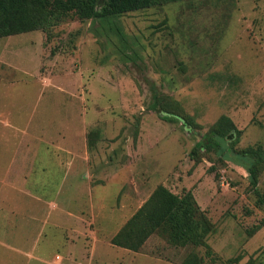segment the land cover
<instances>
[{
    "label": "rangeland",
    "instance_id": "1",
    "mask_svg": "<svg viewBox=\"0 0 264 264\" xmlns=\"http://www.w3.org/2000/svg\"><path fill=\"white\" fill-rule=\"evenodd\" d=\"M52 24L0 37V78L12 82L0 87V106L32 118L0 127V149L37 153L23 189L49 201L29 209L21 196L10 223L34 214L36 249L63 255L90 231L110 241L160 185L191 194L210 224L209 254L151 235L144 249L160 263L148 264L190 255L198 264H264V167L251 188L228 152L233 132L215 152L189 157L220 116L239 131L234 150L264 146V0H172ZM132 181L142 189L134 204L125 195ZM16 264L38 263L17 255Z\"/></svg>",
    "mask_w": 264,
    "mask_h": 264
},
{
    "label": "trees",
    "instance_id": "2",
    "mask_svg": "<svg viewBox=\"0 0 264 264\" xmlns=\"http://www.w3.org/2000/svg\"><path fill=\"white\" fill-rule=\"evenodd\" d=\"M168 1L172 0H0V37L43 29L67 14H73L79 20H88L138 11ZM154 110L162 113L163 119L170 117L178 120L174 114ZM229 132L234 133V140L239 134L228 118L220 116L207 131L204 141L192 147L189 157H196L200 152H215L218 147L216 140H223ZM233 141L228 143V152L234 160L242 162L250 179L249 184L254 188L264 167V146L234 150L231 147ZM209 230L208 220L189 192L178 196L159 185L109 242L118 248L137 252L151 235H157L174 247H202L207 255L209 250L205 237ZM181 264L198 262L195 256L190 255Z\"/></svg>",
    "mask_w": 264,
    "mask_h": 264
},
{
    "label": "crops",
    "instance_id": "3",
    "mask_svg": "<svg viewBox=\"0 0 264 264\" xmlns=\"http://www.w3.org/2000/svg\"><path fill=\"white\" fill-rule=\"evenodd\" d=\"M4 79L5 80H3V77L2 79L0 78V87L4 85L3 81L12 83L6 80V77ZM22 118H24V115L21 116L17 110H13V108L10 109L6 105L5 107L0 106V127L29 126L32 121L30 120L32 119L31 116L29 115L26 120L25 118L22 120ZM20 138L22 139L25 137L19 135L16 140ZM27 138L28 137L25 139ZM5 140L7 141V139ZM36 157L37 153L32 150L27 151L21 148H10L9 150L0 149V175L1 179L4 180L0 182V248L2 249L0 250V252H2V254H0V264H8L9 260L10 262L14 260L12 263L16 264L17 255L24 257L26 260L30 259L35 261L38 264H121L123 260V262L136 264H148L151 260L160 263L151 256L149 251L144 249V244L137 252H132L113 246L109 241L99 239L96 237L94 231L88 233V239H80L76 241V243L72 241L67 242L65 246L61 247L63 255L56 253L51 255L44 254L42 251L36 249L35 241L36 235L38 234L33 232L32 235H34V237L31 239L30 236L32 235H30L28 229L29 227H37L36 223H38V218L34 214H27L25 217L19 214L22 216L21 218L24 220V223H19V225L12 221V223H10V218L16 217L18 215L16 212H18L19 209L22 210V206L27 205L29 209H33L37 205L45 206L44 204L49 203L47 199H43L37 195L35 196L28 192V190L23 189L26 181L25 176L33 173V160ZM33 185H37V182ZM131 189L132 191H127L125 195L127 196V200L132 201V204H134L139 200L142 189H140L134 181L131 182ZM9 191L16 193L17 197L11 198L8 193ZM24 191H27V193H24ZM23 195H26L27 198L30 199L29 203L21 199ZM17 202H24V204H21L22 206L20 205L19 207ZM63 204H65V202H63L62 205ZM140 205L141 204H139V206ZM53 213L52 215H55ZM49 217L45 216L43 221L49 220ZM51 218V222L54 223L53 217ZM12 227H14L16 231H10L9 229ZM10 238L11 240H9ZM14 238L18 239L20 243L17 244ZM34 252L37 254L32 255ZM3 255H6L5 259ZM55 255L59 257L57 262L54 261ZM175 262L181 264L182 261H180L179 258L178 260L175 258ZM161 264L171 263L165 261Z\"/></svg>",
    "mask_w": 264,
    "mask_h": 264
},
{
    "label": "built area",
    "instance_id": "4",
    "mask_svg": "<svg viewBox=\"0 0 264 264\" xmlns=\"http://www.w3.org/2000/svg\"><path fill=\"white\" fill-rule=\"evenodd\" d=\"M219 184L222 186V185L224 184V181L221 180V181L219 182ZM225 185L227 186V184H225ZM58 260H59V257H58V256H55L54 261L57 262Z\"/></svg>",
    "mask_w": 264,
    "mask_h": 264
}]
</instances>
